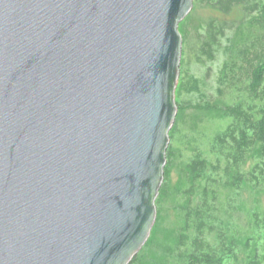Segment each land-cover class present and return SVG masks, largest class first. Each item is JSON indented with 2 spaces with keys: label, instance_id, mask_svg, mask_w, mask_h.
<instances>
[{
  "label": "water",
  "instance_id": "95a60500",
  "mask_svg": "<svg viewBox=\"0 0 264 264\" xmlns=\"http://www.w3.org/2000/svg\"><path fill=\"white\" fill-rule=\"evenodd\" d=\"M193 0H0V264H128L156 217Z\"/></svg>",
  "mask_w": 264,
  "mask_h": 264
},
{
  "label": "trees",
  "instance_id": "16d2710c",
  "mask_svg": "<svg viewBox=\"0 0 264 264\" xmlns=\"http://www.w3.org/2000/svg\"><path fill=\"white\" fill-rule=\"evenodd\" d=\"M178 30L181 66L223 55L218 98L203 100V79L185 68L175 90L178 111L191 105L178 94L198 91L203 101L195 108L227 123L208 138L207 149L193 144L181 172V219L170 237L160 244L148 238L128 264H264V0H193ZM176 130L174 123L170 141ZM166 186L164 176L157 217Z\"/></svg>",
  "mask_w": 264,
  "mask_h": 264
},
{
  "label": "rangeland",
  "instance_id": "374dc122",
  "mask_svg": "<svg viewBox=\"0 0 264 264\" xmlns=\"http://www.w3.org/2000/svg\"><path fill=\"white\" fill-rule=\"evenodd\" d=\"M222 61L223 55L219 53L218 57L213 62H208L207 65H200L194 62L188 64V66H181L180 64V74L187 68L190 75L203 79L204 83L201 85V90L205 93L203 100L208 98L214 101L218 98L215 91L217 86L216 76ZM176 95L175 92V100ZM177 100H190L191 105H185L178 111L176 103L177 112L174 123L177 130L173 140L170 141L169 139L168 146H170L171 151L170 156H166L165 171L163 173L167 181V196L164 198L159 217H157L156 207L155 221L148 237L153 238L159 244L170 237L173 229L180 222L181 216L178 210L179 193L184 183L181 172L191 155L193 144L207 149L208 138L212 136L214 131L222 128L227 123L226 119L220 118L215 112L208 113L195 108L198 102L203 101L201 93L198 91L192 93L183 91L178 94ZM193 137L195 138L194 143Z\"/></svg>",
  "mask_w": 264,
  "mask_h": 264
}]
</instances>
